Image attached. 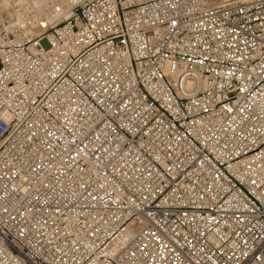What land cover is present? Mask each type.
Here are the masks:
<instances>
[{
	"label": "built area",
	"instance_id": "2783aa9c",
	"mask_svg": "<svg viewBox=\"0 0 264 264\" xmlns=\"http://www.w3.org/2000/svg\"><path fill=\"white\" fill-rule=\"evenodd\" d=\"M4 20L0 264H264V0Z\"/></svg>",
	"mask_w": 264,
	"mask_h": 264
},
{
	"label": "rangeland",
	"instance_id": "374dc122",
	"mask_svg": "<svg viewBox=\"0 0 264 264\" xmlns=\"http://www.w3.org/2000/svg\"><path fill=\"white\" fill-rule=\"evenodd\" d=\"M0 1H1L3 15L5 18V20H4L5 24L6 25H15V27L19 31H23L22 24L20 22H22L21 19H23L27 16L28 10L26 11L25 8L21 7V6L18 7L16 5L15 0H0ZM79 2H80V0H54V3H55L54 6L53 5L49 6L48 3L46 5H44V10H43L44 12H42V13H44L43 14L44 16H46V15L49 16V13L51 10H54V13L56 15V19H54L51 23L47 22V24H49V25H46L45 28L53 27V26L59 24L60 22H62L65 18H67L72 13V9ZM47 8H48L49 13L47 11ZM10 9L13 10L14 15H11ZM18 12H20V13H18ZM44 21H46V19Z\"/></svg>",
	"mask_w": 264,
	"mask_h": 264
},
{
	"label": "bare ground",
	"instance_id": "6f19581e",
	"mask_svg": "<svg viewBox=\"0 0 264 264\" xmlns=\"http://www.w3.org/2000/svg\"><path fill=\"white\" fill-rule=\"evenodd\" d=\"M137 1L141 2L143 0H137ZM15 2H16V5L18 7L21 6V7H24L26 11L28 10L26 17H28L29 15H32V16H34L35 20H37V22H38L36 27L35 26L27 27L23 22L26 17L21 19L22 22H20V23L22 24L23 31L26 35H28L30 37H35L38 34H40L45 29V26L49 25V24H47V22L51 23L54 19H56V15L54 13V10H51L49 13L48 8H47L49 16H47V15L44 16L43 15L44 13H42V12H44L43 11L44 5H46L47 3L49 6L50 5L54 6V4H55L54 0H15ZM18 13H20V12H18ZM45 19H46V21H44Z\"/></svg>",
	"mask_w": 264,
	"mask_h": 264
}]
</instances>
